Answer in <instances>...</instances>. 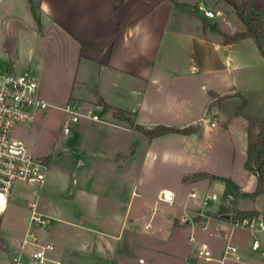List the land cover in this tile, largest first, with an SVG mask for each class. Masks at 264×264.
I'll list each match as a JSON object with an SVG mask.
<instances>
[{"label": "crops", "instance_id": "1", "mask_svg": "<svg viewBox=\"0 0 264 264\" xmlns=\"http://www.w3.org/2000/svg\"><path fill=\"white\" fill-rule=\"evenodd\" d=\"M197 1L39 0L41 27L26 4L15 18L44 43L39 78L30 69L39 82V94L43 96L40 77L54 73L57 86L68 92L59 106L76 99L100 114L99 119L81 116L69 133L62 129L64 137L52 150L32 151L45 161L47 175L42 183H29L34 189L25 223L35 204L47 217L37 233L54 243L50 253L66 264H150L139 251L144 246L155 250L156 234H148L145 242L142 234L149 233L159 202L175 208L166 212L167 217H159L155 230L166 227L158 237L189 230L186 260L194 256L199 240H208L216 256L229 240H241L235 229L242 225L231 223L239 210L264 214V200L260 201L264 191L246 193L256 188L258 178L245 166L248 120L237 112L245 97V114H264V54L252 36L223 42L219 30L233 34L245 29L232 4L207 0L208 7L220 11L208 18L197 8ZM251 2L264 6V0ZM10 7L8 2L1 5L0 15ZM261 44L264 49V37ZM225 94L229 96L217 100ZM138 123L193 125L196 131L149 138L136 128ZM212 156L214 163L208 160ZM201 171L237 183L242 195L235 203L224 202L228 212L191 204L198 187L206 195L235 187L223 178L198 174ZM178 175L191 187L188 197L174 187ZM162 188L174 191L173 202L159 198ZM192 190L197 194L192 195ZM20 197L10 191L8 208ZM208 199L204 197L202 203ZM206 217L213 218V228ZM204 222L207 226L201 228ZM242 227L250 231L251 241V229ZM193 231L196 239L190 238ZM222 236L227 238L220 247L216 243ZM23 237L7 238L9 249L0 247V264H17ZM244 249L246 264H264L259 255L253 257ZM22 257L29 258L26 251ZM228 260L224 264H236Z\"/></svg>", "mask_w": 264, "mask_h": 264}, {"label": "rangeland", "instance_id": "2", "mask_svg": "<svg viewBox=\"0 0 264 264\" xmlns=\"http://www.w3.org/2000/svg\"><path fill=\"white\" fill-rule=\"evenodd\" d=\"M207 2V0H205ZM212 1V0H210ZM8 2L11 5V11L8 9L5 10L3 15H0V64L3 69L7 67H11L14 71H23L25 69H32L34 73L39 78L38 71V60L40 62L42 56L41 51L43 50L44 43L40 39H37V36L30 29H28L24 24H18L16 22L17 17H20L21 7L22 5H27L31 11L33 12L34 19L36 24L41 27L42 20L39 13V0H2L0 2V6L5 5ZM215 6V3H212ZM6 13V14H5ZM18 15V16H16ZM54 46V40L51 41ZM55 50V48H54ZM44 56V55H43ZM52 56V55H51ZM55 58V57H54ZM14 60V64L12 62ZM59 81L54 73L45 72L42 75V79L40 77V90L41 94L48 99L50 102V106L45 109H40L36 112L34 120L31 124H27L25 122H18L13 126V134L22 140L25 141L28 149L33 151L34 153H38V151L47 152L52 150L55 146L59 145V141L64 137L62 132V125L66 114L61 110V106L64 105V102L67 99L68 92L62 90L57 86ZM73 122L71 123V125ZM211 163L215 162L214 156L209 157L208 159ZM220 163H223L220 161ZM176 184L175 188L179 187V192H181L183 197H188V190L191 188L184 184L181 176L178 175L175 177ZM33 184L16 182L13 186L12 191L18 192L19 200L12 202L10 207L9 204L4 206L0 205V233L2 237H0V247L7 249L8 245L7 238L11 235L22 236L29 224L25 223V219L29 214L30 207L28 205V198L32 194L34 188ZM32 189V190H31ZM199 194L196 197H192L191 204L199 205L203 209L206 210V205L208 208L214 212L218 211L220 214L225 211L226 205L224 202H232L235 203L238 196L242 195L241 191L236 188V186H228L223 192L215 191L218 193L217 198H210L206 201V203H202V199L206 197L205 189L198 187ZM229 194H232V197H229ZM2 195H0V198ZM201 200V203H200ZM264 196L260 198V201L263 202ZM154 204L153 201L151 203L150 211L153 210ZM175 207L163 202L157 203L155 207L156 217L152 220V227L147 228L149 233L144 232L142 234V240L145 242L146 237H149L148 234H156L154 238H152L155 243V250L152 251L148 246H142L139 253L143 254L147 258V262L150 264H184L186 260V255L184 253V247H186V237H188L189 230L182 229L174 231L173 235L164 236V239H159L158 236H162L161 230L166 225H162L160 227V231L155 230V224L158 222L159 217H167L166 212L168 210H172ZM211 212V211H210ZM30 219V218H29ZM194 220V219H193ZM212 217H206V222L210 228H213ZM171 231V230H170ZM222 233V232H221ZM236 235L241 237L239 243L241 248V258L239 260L235 259H227L228 261H233L236 264H246L245 260L246 250L255 255L262 263L264 262V255H261L258 251H254L250 247V231L247 228L242 226L236 227L235 229ZM152 234V235H153ZM223 234V233H222ZM218 235V234H217ZM236 237V236H235ZM150 238V237H149ZM226 236H222L220 242L216 243L220 247L225 243ZM237 238V237H236ZM141 239V238H140ZM216 237H212V240H215ZM45 240V239H43ZM151 242V241H150ZM9 247V246H8ZM30 248L29 246L26 249ZM145 262V261H144ZM53 264V263H50ZM146 264V262H145Z\"/></svg>", "mask_w": 264, "mask_h": 264}, {"label": "built area", "instance_id": "3", "mask_svg": "<svg viewBox=\"0 0 264 264\" xmlns=\"http://www.w3.org/2000/svg\"><path fill=\"white\" fill-rule=\"evenodd\" d=\"M197 8L208 18H214L220 11L207 6L205 0L197 1ZM39 82L30 69L14 71L11 67L3 69L0 64V205H6L8 194L12 191L16 182L42 183L47 175L46 163L38 155L28 149L25 141L16 138L13 134V126L18 122L31 124L35 114L40 109L50 106V102L38 92ZM61 109L67 115L63 122V132L69 133L71 123L77 121L81 116L100 118L98 112L83 105L80 100H71ZM192 195L197 191L192 190ZM208 197L217 198L218 193L213 192ZM232 197V194H229ZM159 198L168 202L175 200V193L170 188H162ZM4 205V206H5ZM47 223V217L40 212L35 204H32L29 224L21 242V250L16 257L17 264H66L61 259L53 256L50 252L54 243L43 240L37 233V226ZM233 225H242L251 229L253 236L250 247L264 255V214H246L243 217L234 218ZM207 225L204 222L201 228ZM191 239H196L194 231L190 233ZM29 246L30 248L26 249ZM26 251L28 259L22 257ZM241 248L237 241L229 240L221 255L216 256L211 243L199 240L193 257H188L185 264H201L211 260H218L224 264L227 259L239 260ZM143 260V258H140Z\"/></svg>", "mask_w": 264, "mask_h": 264}, {"label": "trees", "instance_id": "4", "mask_svg": "<svg viewBox=\"0 0 264 264\" xmlns=\"http://www.w3.org/2000/svg\"><path fill=\"white\" fill-rule=\"evenodd\" d=\"M232 4L238 13L240 20L245 24V29L237 31L233 34L219 30L223 36L224 43H232L243 37L252 36L254 37L259 47L264 54V49L261 44V39L264 37V6H260L251 2V0H242L238 2L236 0H226ZM185 6L193 7L189 3H183ZM229 96L225 94L218 97V101H221L223 98ZM241 106H239L237 112L243 113L248 120V145H247V158L245 160V166L257 173V185L256 188L252 191L246 192L247 194L257 195L261 191H264V114L261 116L247 115L244 113V108L247 104V99L245 97ZM124 117V116H123ZM127 118V117H126ZM132 123L134 120L128 118ZM136 128L139 129L145 136L153 138L169 132H181V133H192L196 131V127L189 125L187 127H177L167 124H157L154 127H146L142 124H135ZM198 174H206L214 177L223 178L229 181L231 184L238 186L230 177L225 175H220L208 171H201ZM187 176H185L186 178ZM258 213L255 209H242L239 210L234 218L243 217L246 214H255ZM0 237H2L0 233ZM9 249L8 245L6 246Z\"/></svg>", "mask_w": 264, "mask_h": 264}, {"label": "water", "instance_id": "5", "mask_svg": "<svg viewBox=\"0 0 264 264\" xmlns=\"http://www.w3.org/2000/svg\"><path fill=\"white\" fill-rule=\"evenodd\" d=\"M213 24H214V22H213ZM227 215L229 216L230 214H229V213H227Z\"/></svg>", "mask_w": 264, "mask_h": 264}, {"label": "bare ground", "instance_id": "6", "mask_svg": "<svg viewBox=\"0 0 264 264\" xmlns=\"http://www.w3.org/2000/svg\"><path fill=\"white\" fill-rule=\"evenodd\" d=\"M1 195V194H0Z\"/></svg>", "mask_w": 264, "mask_h": 264}]
</instances>
